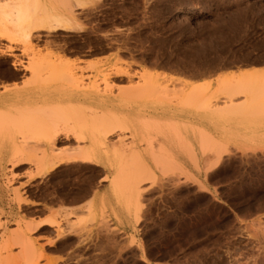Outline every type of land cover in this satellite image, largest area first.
I'll use <instances>...</instances> for the list:
<instances>
[{
	"label": "rangeland",
	"instance_id": "374dc122",
	"mask_svg": "<svg viewBox=\"0 0 264 264\" xmlns=\"http://www.w3.org/2000/svg\"><path fill=\"white\" fill-rule=\"evenodd\" d=\"M73 12L84 29L36 31L32 46L0 40V92L7 86L16 97L6 114L7 129L14 131L6 133L16 134L24 158L31 150L39 158L66 154L68 148L89 147V141L65 139L59 133L60 140L51 142L53 149H49L52 144L46 142V133H14L17 124L29 128L34 121L52 125L40 127L42 130L70 128L63 111H50L54 103L42 100L33 105L25 98L40 93L42 98L46 90L60 87L65 98L75 94L79 103L99 108V98L114 97L120 116L107 119L108 115L103 116L106 107L105 112L104 107L97 109L95 116L111 120L112 125L115 121L111 125L116 126L114 133L106 135V141L126 148V157L117 160L118 166L126 165L119 171L124 174L119 175L113 192L117 164L114 172V167L93 162L63 161L38 175L34 160L24 159L26 162L15 166L4 159L0 166V264H264V150L203 149L196 150L194 159L187 149H179L171 161L149 149L151 146L152 152H157L163 131L170 135L180 132L182 135L176 133L181 142L177 140V145H182L181 139L189 141L192 131L203 137L205 128L197 124L203 122L201 118L188 113L168 118L155 110L156 106L172 108L187 102L196 85L201 100L217 93L210 102L214 111L211 123L234 116L243 121L250 116L264 117L263 112L258 116L247 100L235 102L241 94L229 97L220 92L219 75L212 79L226 69L264 65V0H96L86 8L73 6ZM8 45L14 47L16 58L2 51H7ZM38 49L42 54L51 49L79 58L67 68L76 73L74 82L71 78L61 80L60 76H65L60 75L62 71L51 74L45 65L44 71L38 69V74L42 73L37 77L33 67L40 65L41 58L33 53ZM118 57L122 61L116 63ZM96 59L103 60L100 70L87 63ZM14 60L18 64L14 65ZM114 64L128 67L133 75L112 77L110 86L102 70ZM146 68L156 71L150 73ZM49 74L61 81L52 83ZM236 75L227 76L231 79L228 84ZM130 84L146 92L141 96L147 108L140 113L149 122L141 132L145 138L119 121L128 116L127 121L139 118L131 115L134 103L126 100L125 87ZM92 90L102 98L89 93ZM260 103L264 106V94L256 102ZM85 111L90 116L95 112ZM5 131L0 134V144ZM206 138L214 145V138ZM131 149L142 155H130ZM20 240L27 241L28 253Z\"/></svg>",
	"mask_w": 264,
	"mask_h": 264
},
{
	"label": "bare ground",
	"instance_id": "6f19581e",
	"mask_svg": "<svg viewBox=\"0 0 264 264\" xmlns=\"http://www.w3.org/2000/svg\"><path fill=\"white\" fill-rule=\"evenodd\" d=\"M95 1L96 0H0V40L5 39L11 44L17 43V42H23L22 44H24V45L32 46L33 45L32 44V36H33V33L36 31H45L47 33H50V32H54V31H58V30H64V31L82 30V29H84L83 25H81L79 22H77L75 20V17H74L75 13L73 12V6L77 5L79 7L86 8L87 6H90V4H93V2H95ZM13 48L14 47L12 45H8L7 51L4 49L2 51H5V54L7 56H14L16 58V54L12 51ZM32 52H33V50H32ZM33 54L35 56H36V54H38L39 57L41 58V62H39L40 58H38V60H39L38 62L41 66L35 65L36 67L35 66L33 67L37 71V74H38V69L40 70L42 68V66L44 67V65H45L49 69V71H51V74L52 73L58 74L59 71L60 72L62 71L60 75L65 74V76H63V77L60 76L61 80H62V78L63 79L64 78H71V79H73V82H74V80L76 79V77H74V74H76V73H73L72 70L67 69V68L71 65L77 64L78 61H80L79 58H71L69 56H65L62 53L55 52L51 49H46V51L43 54H42L41 50L38 49V51L33 53ZM119 58L120 57H118V60L116 59V63H117V61L118 62L122 61V59L121 58L119 59ZM102 61L103 60H101V59H96V60H90L87 63L89 65L95 67V69L97 68L100 70L99 66L101 65ZM38 62L36 64H38ZM13 64L14 65L18 64L17 60H14ZM30 67H29V69L33 70V68L31 67L32 68L31 69ZM48 69H47V71H48ZM143 70L146 71L148 69L146 68V70L145 69H143ZM43 71H44V69H43ZM102 71H103V77H104L103 79L105 81H107L106 83H108L109 82L108 80L112 77H128V78H131V76L133 75V73L129 70L128 67H123L121 65L119 66L117 64L111 65L110 68H104ZM148 71L150 73L151 72L155 73L156 70L153 71V69L152 70L149 69ZM238 71L239 72H237V73L228 72V73L220 74L219 78H218V81H219L218 90L222 93L230 94L229 97H232L236 94L244 95V98L246 97V100L248 101L247 103H249L250 106L255 107L253 109H254V111H256L259 114L258 116H262L260 114L264 113V111H263L264 106H262V103H260L261 104L260 105V104H256V102H257V100H259V98H261L262 94H264V75H262L264 72V69L252 68V69H248V70H238ZM33 72H34V70H33ZM40 73H42V71ZM144 73L146 74L147 71ZM150 73H148V74L151 75ZM160 73L161 72L159 71V75H160ZM39 74L36 76L37 77L40 76ZM233 74H235V75L237 74L236 75L237 79L234 81V79H233L234 77H233L232 80L234 82H230L228 84V80L230 79V77L235 76ZM230 75H232V76H230ZM51 76H53V75L49 74L47 76V78L48 77L50 78V79H48L49 81H51V79L53 78ZM227 76H230V77H227ZM41 77H42V75H41ZM55 80L61 81V80H57L56 78H55ZM55 80L53 78L52 83ZM49 81H47V82H49ZM230 81H231V79H230ZM129 83H131V82H129ZM49 84H51V83H49ZM109 84H110V82H109ZM111 85L112 84H110V86ZM134 85H137V84H134ZM134 85L132 86V84H130V87H128V86L125 87V89H128V90L123 89V91L124 90L126 91V94H125V91H124V94L127 95V97L129 96L128 99H126V100L134 103L129 110V111L133 112V113H131V115H133V116L135 115L136 117H139V118H136V119L131 120V121L130 120L127 121L128 120L127 118L129 117L128 116L127 118L124 117L126 120L121 119L119 121L121 123H124V127L127 124H128L126 126L127 128H129V126H131V128H132L131 132L133 131L135 133H140L139 135L141 136V138H143V136L145 138V134L144 135L142 134L143 135L142 136L141 132L144 131V128H147V126H148L147 123H149V122L147 120H145L140 114V113H142V111L145 108H147V107H145L147 102H144L143 101L144 98H143V96H141L143 94L142 92L143 91L145 92V90L141 87H138V86L135 87ZM57 86H54V87H57ZM193 87H192V90H194V91H193V93L192 92L190 93L189 98L187 97L188 98L187 102L180 103V104H178V106H175L172 108L169 105L167 106L164 104L162 106H158V107L156 106L155 110L158 113L162 114L163 117L169 115L168 118L171 116L170 114H172L173 116L174 115L176 116L177 114L182 115L184 113H186V114L188 113L189 115L192 114L197 119L201 118L202 121H205V123L208 122L210 124L212 121V118L214 116V111L212 110L213 106H212V108L210 107V102H211V100L215 99L214 97L216 96L217 93L211 97L206 96V98H204V100H201L199 93H197V91H196L198 89V85L193 86ZM129 88L130 89L133 88L132 91L129 90ZM8 89L9 88L6 86L0 92V134L4 133V130L6 129V131H5L6 136L2 135L3 140H2V143L0 144V166L2 164H4V161H3L4 159L12 161V163L15 166H19L21 163L26 162V161H24V159L29 160V162L32 160V163H35V162H33V160H34V161H36V165L38 167L37 174L39 175V174L45 173L46 171L50 170L54 165H56L60 162H63V161H66V162L69 161L70 162L71 160H79L81 162H93L96 165L102 164L104 166L106 165V166L114 167L113 169L115 172L117 169V168L115 169L117 162H120L121 158L123 159L126 157V153H127L125 151L126 148L120 147L121 145L116 146V144H115V146L114 145L112 146V145L108 144V141H106V139H107L106 135H109V134L111 135L112 132L114 131L113 129L116 127V126L114 128L112 127L114 124H116L115 121H113L114 124L112 125L111 120L108 121L107 119H113L112 117H114V115H117L119 113L120 109H118V111H117V109L115 108V106L117 105V104H115L117 99H115L114 97L110 98L108 96L107 97L105 96V98L104 97L102 98L101 97L102 94L100 95V93L96 90H92L89 92V93H93V94L98 95V96L100 95L99 97L102 98L101 100H100V98L99 99L97 98L99 101H96L97 99L96 100L95 99L89 100V101L98 102V104H96V106L98 105V107L102 108V109L104 107L103 112H105V107L107 109L106 112L108 114L107 113L103 114V116L104 117L109 116V117L107 119L104 118L103 116H102L103 118H99V117L95 116V114L97 113L96 112L97 109H99V108H95V105L92 104V105H89L87 107V105H86L87 103L86 104L85 103H79L78 99H75L73 97L75 94H73V96L72 95L66 96V98H65L64 94H66V93L60 92V90H59V89H61L60 87L57 88L58 90L56 88L51 87L52 90H50V91L46 90V91H48L47 92L48 95H46L47 93H44L45 96L43 95L42 98H41V96H38V95L42 94V93H40L38 95L37 94L30 95L29 94L30 96H28V98H25V99L27 100V103H32V104L35 102H38V101H42V100H43V103L47 101L50 105H52L54 103L55 108L53 106L52 107L49 106V107H51V108H49L50 111L52 109L57 111V112H58V110L61 112L63 111V113L66 114V116L68 117V118H66L67 119L66 123H67V125H69L67 127H70V128L67 130L65 129V130L61 131L58 129L54 130V128L48 129V127H47V130H46V128H45V130H44V128L42 130L40 127H43V126L46 127L47 125L48 126H52V125L48 124V122H46V121H40L39 120L40 122H38V121L37 122L36 121L31 122L30 121L31 125H30V123L27 122V126L30 125L29 128H32V126H33V129L23 127V125H24L23 123L17 124V126H16L17 129L15 128L16 130L14 133H17V134L21 133L22 135L25 133L28 134V132L29 133H32V132L33 133H44V134L46 133L47 139H45V140H46V142H49L50 144L54 143L55 140L58 139L59 133H62V134H64L65 139L75 138L78 141L79 140L89 141L90 143H92V145H90L89 147H82V146L78 147L77 146L78 148H73V149L68 148V151L64 152L66 149L63 151L66 154L60 155L58 153L59 156H57V155L56 156L55 155H50V156L43 155L39 158H36L37 155L35 156L34 153H31L34 150L33 151L31 150L30 152H28L30 155L28 154V156H26V158H24V156H25L24 155V148L21 145H18L19 143L18 144L16 143L15 137H14L16 134L15 135L13 134L14 136L12 137L9 133H8V135L6 133L8 131L7 128H9L8 127L9 121L6 118V114L8 113L10 108L12 106H14L12 101L16 98L15 95H11L9 93ZM140 89H142V90L138 91ZM46 91L44 90V92H46ZM130 92L134 93V95H131ZM205 92H208V91H205ZM215 92L216 91H214V93ZM212 93H213V91H212ZM25 96H27V95H25ZM92 99H93V97H92ZM121 100H124V98ZM24 102H25V100H24ZM45 104H47V103H45ZM49 104H47V106ZM118 104H119V106L123 107L124 103H122V105H120V103H118ZM89 107H90V109H89ZM85 108H87V109H85ZM85 110H88L90 112H91V110L95 111L94 114H92L94 117L90 116L89 114H86ZM55 111H54V113L57 114ZM98 112H100V111H98ZM260 112H263V113H260ZM118 115L120 116V114H118ZM173 116H171V117H173ZM141 117H142V119H141ZM176 117H179V116H176ZM260 120H263V119H260ZM119 121H117V123ZM261 122H263V121H261ZM54 123L56 124V122H54ZM161 124H163V120H162ZM122 125L123 124H121L120 127H122ZM110 126H111V128H110ZM143 126H144V128H143ZM156 126L159 127V123H158V125L156 124ZM92 128H94V129L97 128V130H94ZM261 128L262 127H260V129ZM191 129L193 130L192 127H191ZM160 130H163V129H160ZM10 131H14V130L11 129L8 132H10ZM145 131H147V130L145 129ZM169 133H167L166 131L165 132L163 131L161 133L162 141L159 144L158 150L157 149L155 150L157 152H152L153 150H151L152 147L150 146L149 149H150L151 153H153V155L159 154V155L164 156V157L168 156V157H170L168 159L173 160L177 157V154H175V150L187 149L189 151V153H187V155H192L193 157L194 156L197 157L198 153L196 150H203V149L204 150H207V149L212 150L210 148H204V146H212L213 145L212 143H210V141H209L210 139L209 138L207 139L206 136L204 138V136L201 137V136L197 135L198 132L196 133V132L192 131V133H189V141L181 139L184 142L186 141V143H184V145H183V141H182V145H177L178 142L181 143L177 137L180 132H178L176 130L175 132L174 131L171 132L172 135H170ZM11 134H12V132H11ZM44 134H40V135L43 136ZM8 136H11V137H8ZM140 136L138 138H140ZM148 137L149 136H147V138ZM0 138L2 139L1 136H0ZM147 138H146V140H147ZM182 138H184V137H182ZM58 140H60V139H58ZM177 140H178V142H177ZM205 141L207 143H205ZM195 145L196 146L199 145V146H201V148L197 149L194 147ZM48 148L53 149V144H52V146H50ZM131 152H134V151L133 150L130 151V155H131ZM176 152H178V151H176ZM52 153L55 154L56 152H52ZM140 153L141 152H138V155H136L137 153H135V156H139ZM180 154H182V153H180ZM210 154H208V155L211 156ZM140 155H142V154H140ZM128 157H129V155H128ZM133 157H134V155H133ZM187 157H190V156H187ZM191 157L189 159H191ZM195 157H194V159H195ZM206 157H207V154H206ZM211 157H214V155ZM158 158H160V157H158ZM117 160H120V161H117ZM153 161H155V160H153ZM206 161H208V160H206ZM194 162H195V160H194ZM194 162H192V164ZM121 165H123V163H121L119 166L117 164L116 167H118V170L115 172L116 176L115 175H114L115 177L113 176L115 178L114 182H113V187H114L113 192H114L115 188H117V182L119 183V179H118L119 175L122 174V176H123V174H124L123 170L126 167V165L123 168L120 167ZM176 166H177V164H176ZM178 167H179V169L181 168L179 165H178ZM120 169H123V170H121V172L122 171L123 172L122 173L120 172L121 174H119ZM184 170L186 171V169H184ZM190 176H191V174H190ZM119 178H121V176ZM121 188H123V187L121 186ZM120 192H121V190H120ZM1 195L2 194L0 192V201H2ZM101 196L102 195H100V197ZM41 224H43L42 221L36 225L38 227ZM14 235H16V234H14ZM17 237L19 238V236H17ZM19 239L17 240V242H19ZM21 239L24 240L23 238H21ZM26 242L21 241V243H23V245H24L23 246L24 247V253H28L27 250H29L27 247H25V246H27V245H25ZM19 244H20V242H19ZM20 245H22V244H20ZM26 255L27 254H25V257H26Z\"/></svg>",
	"mask_w": 264,
	"mask_h": 264
},
{
	"label": "crops",
	"instance_id": "0c3cea01",
	"mask_svg": "<svg viewBox=\"0 0 264 264\" xmlns=\"http://www.w3.org/2000/svg\"><path fill=\"white\" fill-rule=\"evenodd\" d=\"M252 68L253 67L226 69L221 72H217L212 77V79H215L216 76L220 74L228 72L237 73L239 72L238 70H248ZM254 68L264 69V65L256 66ZM205 79L206 78L200 79L198 81L202 82ZM244 100H246V97L244 98V95H240L236 98L235 102H242ZM260 119L257 116H250L247 120L243 121L241 116H234L226 120L219 119L218 121H213L210 124L208 122L205 123V121L197 122V124H201L205 128L204 132H202L203 136H209L215 139L213 141L214 146H204V148L228 150H264V118ZM260 127L262 128L260 129ZM194 147L197 149L201 148L199 145H195Z\"/></svg>",
	"mask_w": 264,
	"mask_h": 264
}]
</instances>
